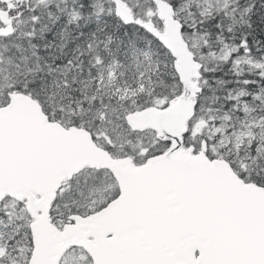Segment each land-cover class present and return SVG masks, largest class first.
Here are the masks:
<instances>
[{"label": "snow or ice", "instance_id": "1", "mask_svg": "<svg viewBox=\"0 0 264 264\" xmlns=\"http://www.w3.org/2000/svg\"><path fill=\"white\" fill-rule=\"evenodd\" d=\"M0 264H264V0H0Z\"/></svg>", "mask_w": 264, "mask_h": 264}]
</instances>
